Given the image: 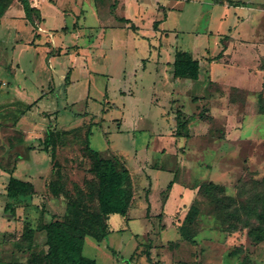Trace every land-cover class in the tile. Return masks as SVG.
I'll list each match as a JSON object with an SVG mask.
<instances>
[{
	"label": "rangeland",
	"instance_id": "1",
	"mask_svg": "<svg viewBox=\"0 0 264 264\" xmlns=\"http://www.w3.org/2000/svg\"><path fill=\"white\" fill-rule=\"evenodd\" d=\"M231 1L234 4L228 0H176L175 6L165 2L159 5L158 1L163 9L158 8L159 18L170 10L163 25L166 30L156 36L157 40L153 39L158 49L155 66L152 61H143L154 55L149 41L137 36L131 27L107 28L112 42L107 40L104 48L93 54L100 56V61L94 60L89 66L86 63L91 36L79 40L85 50L78 57V64L75 60L69 63L68 57L61 55L49 67L42 48H0V125L7 128L1 132L3 141L0 137V165L11 169L15 157L25 155L29 146L41 150L36 138L25 146L19 142L24 136L21 131L10 130L27 103L39 96L43 98L37 111L33 108L26 116L33 114L40 130L49 125L61 130L69 128L55 148V168L64 182L59 197L53 198L45 189V182L55 179L56 173L45 172L50 169L49 162L41 152L37 166L42 176L34 179L39 198L37 210L26 211L25 217L35 230L32 246L29 248L21 239L22 230L14 229L0 243V264H44L47 247L40 227L49 219L63 217L65 190L72 191L73 184L86 189L84 182L92 177L91 159L85 149L90 124V147L128 168L133 199L127 219L119 214L109 217L106 237L86 228L84 256L97 264H151L146 259L147 252L157 264H264V240L251 237L237 214L240 211L245 218L246 212L264 208V0ZM83 9L86 10L85 3ZM138 11L133 1H127L122 9L124 16L140 26L141 34L149 37L154 33L152 21L158 12L154 7H144L140 14ZM108 14L111 17L108 11L103 19L110 21ZM47 17L51 27L60 25L56 14L50 11ZM73 20L69 15L70 31ZM22 37L24 32L19 39ZM60 37L64 41L73 39L69 32L56 35L57 41ZM216 47L212 66L208 57ZM178 50L201 60L200 80L175 79L178 89L170 83L171 93L168 85L149 71L154 69L164 76L168 55ZM220 52V57H216ZM51 54L59 55V51ZM240 65L244 69L239 74L245 76L243 86L247 89L211 80L212 70L214 76L230 82L235 75L233 70ZM3 81L8 84L2 86ZM128 86L133 95L127 94ZM22 87L26 89L23 95L19 94ZM198 100L201 103L196 106L193 101ZM230 104H234L231 122L230 111L224 109ZM122 116L127 120L123 130L118 131ZM181 122L183 126H179ZM21 123L24 128L30 124L27 119ZM227 126L232 127L231 135L233 140L238 139L237 145L221 143ZM157 131L168 137L160 139ZM221 150L226 153L221 155ZM170 181L188 189L191 195L177 193L165 212ZM4 184L5 180L0 179V195ZM191 211L193 220L185 222ZM250 223L254 227L261 225L254 217ZM20 244L24 247L19 248ZM231 251L236 252L235 256L228 255Z\"/></svg>",
	"mask_w": 264,
	"mask_h": 264
},
{
	"label": "crops",
	"instance_id": "2",
	"mask_svg": "<svg viewBox=\"0 0 264 264\" xmlns=\"http://www.w3.org/2000/svg\"><path fill=\"white\" fill-rule=\"evenodd\" d=\"M127 1L128 2L133 1L135 3V5L137 6V8L139 10L138 11L139 14H140L141 10L144 9V7H145V9L147 7L148 8L154 7L155 10L158 12V15L156 17L158 19L159 18L158 16H160V14H161L158 11V8L161 10H163V9H162V7L158 6L157 2L158 1L160 2L159 5H164V4H162L163 2H165V4L174 3V6H175L176 0H29L31 6L38 9L39 13H40V19H36V18L34 19L35 20L34 26L25 18V13H24V10H23L21 3L18 0H12V3L10 4V6L5 11L3 16L0 18V48L2 47V48H5L9 51H10V47L12 50H15L17 48H21V49L26 50L28 47L42 48L43 52L45 54L44 55L45 60H46V62L48 61V65L53 63L56 56H61V55H65L66 57H68L69 63H71L73 60H75V63L78 64L77 59H78V57L82 56L81 52L85 50L79 44V40L82 39L83 36H91V40L93 39V42L91 45L89 44V46H91V48L87 49L89 55L87 56L88 62L86 63V65L89 66L90 62H92L94 60L97 61L100 58V56L99 57L94 56L93 54L97 53L96 51L104 48L107 40L110 39L109 41L112 42L111 38L109 37V33H108L107 28H122V27H124V28L130 29L128 27H131L133 25L136 28V30H133L132 28L130 30H132L134 33H136L137 36H142L144 38H147V40L149 41V46L151 48H153V50H154V55L151 57V54H150L149 55L150 57H148V60L143 58V61H147V62L152 61L154 63V66H155V63L156 62L158 63V60H157L158 49H156L154 41L157 40L156 36H159V34H161L162 31L166 30V29H163V25L166 22V19L168 17V12L170 9L167 10L166 13H164L161 18H159L158 20L155 19L152 21V30L154 33L151 36L147 37V36H143L141 34V32H140L141 28H139L140 26L137 25L133 19L123 15L122 9H124L126 7ZM84 3H85V9H86L85 11L83 9ZM112 4H115V7L113 9L111 8ZM174 6L172 5L171 9H173ZM50 11L52 12V14H56L58 20H61L60 25H58L57 27L56 26L51 27V25L49 23L47 13H49ZM82 11H84V14H82ZM108 11H110V13L112 14L111 17L108 14V18L111 19L110 21H108V19L107 20L103 19L104 18L103 14H105ZM69 15L74 19L73 20V28L74 29L72 28L71 31L67 28V24H68L67 19H68ZM87 19H89L88 20L89 24L85 26L84 24L87 21ZM121 19H128L129 22L128 23L122 22ZM157 21H158V24L155 27L154 22H157ZM74 23H78V26L76 24L74 26ZM23 28H25L26 30ZM62 28H66L67 30L63 31ZM84 28L86 29V31H84ZM33 29L35 31H33ZM22 32H24V37L19 39ZM61 32H65V33L69 32L71 34V36L73 37V39L64 41L60 37L59 40L57 41L56 35H58ZM153 39H155V40H153ZM65 42H71V43H70V45H67ZM71 47H77V49H69ZM223 49L224 48H222V50ZM54 50L59 51V55L58 54H56V55L51 54V52ZM216 50H218L217 47H216L215 51L213 52V55L209 56L208 58H210V57H211L210 59L214 58ZM220 53L222 54V52H220ZM172 56H175L174 52L172 53L171 56H170V54L168 55V57L170 59L167 60V62H166V70H169V72L167 73L166 70H164L163 71L164 76H161L160 73L158 74L154 69L151 72L149 71V73L153 72V75L157 77L156 78L157 80H160L163 84L166 83V85H168V90L171 91V93H172L171 89L176 88L175 86L179 83V82H176L175 79H183V80L188 79V78L174 77L173 67H172V63L174 61V58ZM104 57L105 56L102 55V58H104ZM12 58H13V56H12ZM193 58L197 59L194 56H193ZM98 61H100V60H98ZM198 61H199V66H201V60H198ZM214 61L215 60L212 59V61H211L212 66H213ZM243 63L244 62H242V64ZM18 65H19V63L16 66H18ZM241 65L239 68H236V70H233L235 75L231 79L230 82L229 81L223 82L222 79L218 78L217 75L216 76L213 75L212 70L209 72V74L211 75V80L216 82V83H220V84H226V83L231 84V87L235 88V89L245 90V89H247L243 86L244 85L243 79H245L244 78L245 76L242 74L241 75L239 74L240 71L242 72L244 69V67H242ZM49 67H51V66L49 65ZM69 67H72V64ZM143 67H145V65ZM73 70H72V72H73ZM68 71H69V69H68ZM71 73L69 76V82L68 83L71 82ZM237 74H239V75H237ZM127 79L130 81H133V79L130 77ZM157 80H155L153 82L154 85H155V83H157ZM188 80L199 81L200 80V69H199V76H198L197 80H193V79H188ZM170 83L172 85V88L169 87ZM7 84H8V82L3 81L2 86L7 85ZM20 89H22V93H19V94L23 95L24 93H26V89L24 87H22ZM130 89H132V87L131 88L129 86L126 87L127 94L133 95V94H130L131 93L129 91ZM176 89H178V87ZM49 92H51V91L49 90L48 93ZM9 93L10 92H6V95L7 96L10 95ZM173 94H174V92H173ZM42 98H43V95L39 96L36 100H34L31 103H27V105H31V104L32 105L29 107V109L27 108V105H26V109L24 111H21L18 114L21 116L17 120V122L15 123L16 126L12 127L10 129V130H12L14 128V129L21 131V133L24 136H23V139H19V142H21L25 146L30 145L29 143H30L31 139H35V138L37 139L36 141H38V144H40V140L43 139L45 132L49 126L51 128L61 130V128H59L58 126L56 127V125H49V126H46L43 130H40L41 125H39L38 122L36 120H34V118H33L34 115L32 114V115L26 116L28 113H32L33 108L34 109L36 107L38 108L37 104ZM51 98L52 97H48L47 99H51ZM200 101L201 100L193 101V102H196L195 105L197 106L198 104L200 105V103H201ZM233 106H234V104H230L229 106L227 105L224 109L228 110V112L230 111V115H231V112H232L231 110H232ZM37 108H36V111H37ZM5 109H9V108L5 107ZM224 109L221 111H224ZM0 110H2V109H0ZM187 117H190V116L187 115ZM120 118H121V125L119 127H117L118 131L123 130L122 129V126L124 125L123 123H125L127 120L124 118V116H122ZM231 118H232V115L229 117V122H231L233 120V118H232V120H231ZM26 119L29 120L30 124L28 125V127L24 128L21 122L23 120H26ZM187 119H189V118H187ZM44 120H46V119H43L42 121L45 122ZM42 125H44V124H42ZM3 129H7V128L0 125V137H1L2 141H3V138H2L3 134L1 132ZM67 129H69V128H64L63 130L68 131ZM231 133H233L232 127L227 126L226 127V134L224 135V138L221 140V143H227L229 145H232V144L237 145L238 139L236 141L233 140L235 138H233ZM33 134H35V135L38 134V135L35 137V135H33ZM32 135H33V137H32ZM156 135L159 136L160 139H162V140H165L164 137H168L167 133L163 134V132H160V131H157ZM166 145H167V143H166ZM147 146H148V144H146V146H144L145 149L147 148ZM161 147H163V145H161ZM29 148H31V149H29L27 151V153H25V155L15 157L16 162L11 167V169H9V170H12L11 174L9 173V170L7 169V167H3L2 165H0V179L5 180L6 184H7V181L9 179L10 175H12L18 179H21L24 181H29L34 186V179L37 176H38V178H40V176H42L39 173V169H38L39 167L37 166V164L39 163L38 157H39L40 153L41 152L45 153V152L41 151V150H39V151L32 150L31 146H29ZM230 151L231 150H229V152H228L229 155L232 154V152H230ZM221 152H222L221 155L223 153H226L223 150H221ZM45 154L48 157L49 168H50V169H47L45 172H48V175H50V173H52V165L50 163L48 154L47 153H45ZM37 158H38V160H37ZM159 170L168 171V170H163V169H159ZM130 176H131V174H130ZM131 179H132V177H131ZM6 184H4V187H6ZM44 186H45V189H47V183L46 182H45ZM177 193H178V196H180L181 193L187 197H190V195H191L190 191L188 189H185V188L181 187L177 182L172 181V186H171V189L169 191L168 198H167L165 205H164L165 212H168V209H169L168 207H170V205L173 201L172 199H174V195H176ZM36 196H37V194H36V190H35V186H34V194L32 195V197L28 198V199H24L22 204L16 207L14 214H11L9 211L4 210V206H5L6 202L9 201V199L6 196V191L4 190L3 195H0V243H2L3 236L6 234L8 235L9 233L14 232V229L15 230L16 229L22 230L20 233V235H22L24 224L29 223V221H30V220L25 218L27 216L26 211L30 212V210L32 209L31 211L35 212L37 210V205H38L37 202H38L39 198ZM48 205H50V200H48ZM148 206L151 207V204H149ZM175 206H177V204L174 205V207ZM62 208H63V215H64L65 214V208H66L64 203L62 204ZM45 209H49V206ZM19 210H21L22 212L18 213ZM130 210L131 209L129 207L126 216H124L126 219L128 218V214H129ZM114 215H111L110 219ZM150 215H152V214H150ZM110 219H109V225H110ZM31 227L34 228L32 225H31ZM34 234H35V232H34ZM44 236H45V234H44Z\"/></svg>",
	"mask_w": 264,
	"mask_h": 264
},
{
	"label": "trees",
	"instance_id": "3",
	"mask_svg": "<svg viewBox=\"0 0 264 264\" xmlns=\"http://www.w3.org/2000/svg\"><path fill=\"white\" fill-rule=\"evenodd\" d=\"M18 1L23 7L25 18L34 26V19H40L39 10L32 7L29 0ZM228 1L230 4H234L233 1ZM11 3L12 0H0V18ZM114 7L115 4H112L111 8L113 9ZM121 21L129 22L128 19H121ZM157 24L158 21L154 22L155 27ZM131 28L136 30L133 25ZM62 30L64 31L66 28H62ZM220 54L216 57H220ZM172 67L174 77L198 79L199 61L194 59L187 51L178 50L175 52ZM31 105H27V108L29 109ZM179 126H183L182 122ZM91 132L92 126L90 124L87 130L85 149L91 159L90 172L92 177L84 182L86 189L81 188L78 184H73L72 191L65 190L62 194V197L66 200L63 217L49 220L40 227V230L45 234L47 247V252L44 255V264H97L94 259L83 255L85 237L88 235L86 228H89V231L99 232L101 238L106 237L109 233L107 223L109 217L114 214L126 216L133 199V187L129 170L120 162L111 158H104L97 150L92 149L89 142ZM66 133L68 131L57 130L49 126L43 139L40 140L41 151L48 154L49 160L52 162V173H56V178L47 182V189L53 197H59L60 187L64 186L62 175L59 169L55 168L54 156L57 142ZM185 135H188V131ZM9 173L11 174L12 170H9ZM209 185L217 187L215 184ZM209 185L207 184L206 186ZM171 186L172 181L167 185V189L170 190ZM5 191L9 201L6 202L4 210L14 214L16 207L21 205L24 199L32 197L34 186L29 181L10 175ZM193 212L186 214L185 222L193 220ZM237 212L243 227L249 228L251 237L257 241L264 240V208L261 210L252 209L246 212L245 218H242L240 211ZM251 217L259 220L261 225L257 227L251 226ZM181 231L183 232L184 228ZM34 232V228L29 223L24 224L21 239L29 248L33 243ZM18 246L19 248L24 247H20L21 244ZM112 253L114 255V251ZM235 253L231 251L228 255L233 257ZM145 256L149 263L157 264L152 261L148 252L145 253Z\"/></svg>",
	"mask_w": 264,
	"mask_h": 264
}]
</instances>
